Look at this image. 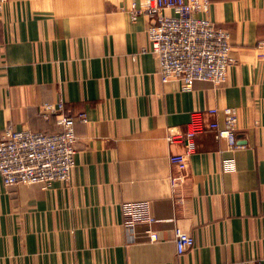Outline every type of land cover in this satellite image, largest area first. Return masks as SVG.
<instances>
[{
  "label": "crops",
  "instance_id": "obj_1",
  "mask_svg": "<svg viewBox=\"0 0 264 264\" xmlns=\"http://www.w3.org/2000/svg\"><path fill=\"white\" fill-rule=\"evenodd\" d=\"M207 1L201 15L230 31L234 62L226 84L184 91L141 52L151 21L132 18V0H0V135L60 130L47 102L87 118L75 125L68 183L6 186L0 176V264H264V0ZM227 107L238 112L236 150L209 127L224 125ZM194 110L205 129L180 170L170 156L186 144L167 137ZM131 204L156 220L141 221L134 240ZM176 228L195 238L182 255Z\"/></svg>",
  "mask_w": 264,
  "mask_h": 264
},
{
  "label": "built area",
  "instance_id": "obj_2",
  "mask_svg": "<svg viewBox=\"0 0 264 264\" xmlns=\"http://www.w3.org/2000/svg\"><path fill=\"white\" fill-rule=\"evenodd\" d=\"M210 6L207 0H145V7L139 8L136 0H132V18L137 20L145 15L151 21L147 30L149 42L141 52L154 54L163 81H179L184 91L191 90L196 81H209L215 86L226 84L234 62L230 31L201 15L209 12ZM51 105L45 103L52 113L62 114L58 120L60 130L44 132L9 127L0 135V176L6 186L40 184L47 189L56 182L66 184L71 180L78 166L79 137L75 125L78 119L86 122V114L75 116L65 112L63 101L58 108L52 109ZM207 111L217 115L220 110ZM222 111L224 125L214 120L209 127L218 140L226 141L229 150H236L242 146L237 134L238 112L231 107ZM203 115L204 110L192 111L187 130L167 137L170 143L183 140L186 144L185 152L170 156L171 163L180 170L187 168L189 157L197 149V137L205 129ZM224 169L236 170L235 159H227ZM130 208L126 228L134 240L135 228L141 221L152 225L156 220L150 213L138 217L134 213L135 204ZM147 233L151 241L159 240L151 227ZM175 241L179 255L195 246V238L180 228L175 230Z\"/></svg>",
  "mask_w": 264,
  "mask_h": 264
}]
</instances>
